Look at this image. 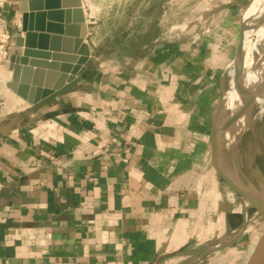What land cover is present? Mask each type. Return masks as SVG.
I'll list each match as a JSON object with an SVG mask.
<instances>
[{
    "label": "crops",
    "instance_id": "1",
    "mask_svg": "<svg viewBox=\"0 0 264 264\" xmlns=\"http://www.w3.org/2000/svg\"><path fill=\"white\" fill-rule=\"evenodd\" d=\"M19 17L17 3L1 8L14 35ZM85 23L72 87L39 108L7 91L18 108L0 117V264H195L244 221L207 168L237 47L210 22L186 23L115 61ZM18 52L12 38L4 81Z\"/></svg>",
    "mask_w": 264,
    "mask_h": 264
},
{
    "label": "rangeland",
    "instance_id": "2",
    "mask_svg": "<svg viewBox=\"0 0 264 264\" xmlns=\"http://www.w3.org/2000/svg\"><path fill=\"white\" fill-rule=\"evenodd\" d=\"M9 0H0L1 8ZM88 5L91 17V38L99 54L105 59L120 60L137 54L138 50L154 39H161L166 34L180 30L181 24L193 26L197 23L210 22L211 28L222 39L235 43L241 42V11L243 6L252 0H84ZM193 22V23H192ZM206 26V25H205ZM258 49L263 51V40ZM262 49V50H261ZM256 52L254 57H256ZM231 61V60H230ZM228 62L224 69V88L227 79L236 69ZM234 66V67H233ZM233 68V69H232ZM4 73L0 69V79L3 82ZM8 88L0 85V117L7 111L17 109L9 102ZM263 98V89L260 91ZM222 98V96H221ZM220 98V101H221ZM219 105L215 114V125L221 130L225 128L234 114L228 111L219 113ZM249 108V123L243 129L231 130V141L219 142V162L235 181L259 196L264 202V101L252 100ZM236 114V113H235ZM232 117V118H231ZM241 132V133H240ZM241 134V135H240ZM236 139V140H235ZM209 159L208 167L212 170ZM221 185L229 189L217 175ZM230 190V189H229ZM239 201H245L235 194ZM249 215L255 211L251 209ZM240 228H238L239 230ZM237 230V231H238ZM264 231L263 223L258 214L252 220L244 222L243 228L236 236L215 240L221 247L216 252L203 256L195 264H246L255 250ZM209 232V231H208ZM210 242L204 240V248Z\"/></svg>",
    "mask_w": 264,
    "mask_h": 264
},
{
    "label": "water",
    "instance_id": "3",
    "mask_svg": "<svg viewBox=\"0 0 264 264\" xmlns=\"http://www.w3.org/2000/svg\"><path fill=\"white\" fill-rule=\"evenodd\" d=\"M11 1L17 3L20 13L19 31L23 34L14 36V43L19 52L13 57L12 75L7 86L34 108H39L72 87L78 71L89 58V45L84 41L87 34L85 22L91 21L88 5L84 0ZM52 70H57L59 75L54 83L49 85L53 77L50 76L49 79V75L56 74L52 73ZM47 75L48 79H45ZM224 83L225 78L222 76V91ZM217 134V126L213 122L210 135L213 169L233 193L248 202L244 212L254 209L264 224L263 200L251 190L239 185L219 162ZM217 248L218 245L214 249H207L206 252ZM246 264H264V231Z\"/></svg>",
    "mask_w": 264,
    "mask_h": 264
},
{
    "label": "bare ground",
    "instance_id": "4",
    "mask_svg": "<svg viewBox=\"0 0 264 264\" xmlns=\"http://www.w3.org/2000/svg\"><path fill=\"white\" fill-rule=\"evenodd\" d=\"M85 13L84 11V15ZM241 16V42L230 61L236 69L228 72L232 74L222 91L218 110L220 114L225 111L234 114L233 120L225 128L221 130L217 127L218 139L226 141L225 146L230 143L231 135L234 134L231 130L236 131L241 128L243 131L248 126L250 102L255 100L260 103L262 99L264 101V49L263 51L258 49L260 41L263 40L264 44V0H252L251 3L243 6ZM255 52L256 57H254ZM11 75L12 68L8 71L6 80L2 82V85L10 91L12 90L7 86V82L10 81ZM261 89H263V98L260 95ZM243 200L246 206L248 202L244 198Z\"/></svg>",
    "mask_w": 264,
    "mask_h": 264
},
{
    "label": "built area",
    "instance_id": "5",
    "mask_svg": "<svg viewBox=\"0 0 264 264\" xmlns=\"http://www.w3.org/2000/svg\"><path fill=\"white\" fill-rule=\"evenodd\" d=\"M184 24V23H183ZM181 24L180 27L183 25ZM19 30V27H18ZM171 33L166 34L163 38L154 39L152 41L153 44L162 42L165 38H167ZM14 34L8 28L4 19L0 18V68L6 67L7 63L10 62L11 59V47H12V38H14ZM148 44L145 45V47ZM2 80L0 79V85ZM255 211L253 214L249 215V212H244V222L251 221L252 217L256 215Z\"/></svg>",
    "mask_w": 264,
    "mask_h": 264
}]
</instances>
